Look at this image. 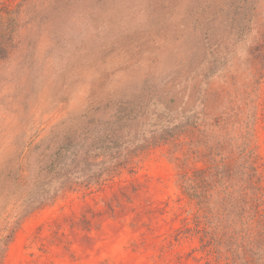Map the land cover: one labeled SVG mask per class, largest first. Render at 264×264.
Listing matches in <instances>:
<instances>
[{"label": "rangeland", "instance_id": "obj_1", "mask_svg": "<svg viewBox=\"0 0 264 264\" xmlns=\"http://www.w3.org/2000/svg\"><path fill=\"white\" fill-rule=\"evenodd\" d=\"M0 17L13 30L0 59V218L16 219L0 264H223L200 249L180 177L202 170L231 191L226 176L252 149L264 214V0H0ZM125 108L138 129L104 153ZM66 130L92 145L85 173L106 181L25 213L31 192L14 195L13 176Z\"/></svg>", "mask_w": 264, "mask_h": 264}, {"label": "trees", "instance_id": "obj_2", "mask_svg": "<svg viewBox=\"0 0 264 264\" xmlns=\"http://www.w3.org/2000/svg\"><path fill=\"white\" fill-rule=\"evenodd\" d=\"M12 37V27L7 28L0 17V59L11 49ZM123 111L121 118L108 123V128H105L107 135L104 153L114 149L118 143L122 145V139L138 129L134 111L129 108ZM140 111L141 107L137 113ZM183 129L174 126L172 132H166L164 135L142 138L141 142L132 144L131 150L121 154L115 153L108 158L110 161L119 162L102 173L109 179L120 168L128 166L136 154L179 135ZM62 134L60 145L55 151L43 150L35 168L26 166L13 176V187L16 190L14 195L19 193V197L23 192H31L30 200L23 204L25 213L53 201L60 192L70 189L73 184L100 186L106 181L100 177L102 173L95 177L87 175L84 171L88 160L92 159V145L88 140L76 131L66 130ZM239 161L233 177L226 176V179H230L235 185L231 191L224 185L221 190L217 191L215 188L214 191L215 180L208 182L210 177L202 170H196L192 176L183 174L180 177V187L184 194L196 202V226L193 232L198 235L201 250L208 249L213 252L218 263L264 264V214L260 210L262 194L258 185L259 176L256 174V156L253 150L245 148ZM215 194H222L226 198L214 202L212 196ZM14 217L8 214L0 218V262L15 232ZM198 219L200 221L197 222ZM201 221H204L203 227H200Z\"/></svg>", "mask_w": 264, "mask_h": 264}]
</instances>
